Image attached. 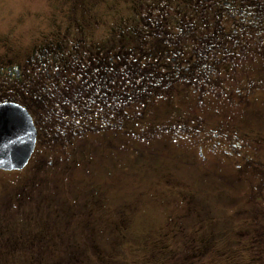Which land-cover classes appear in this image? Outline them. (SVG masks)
I'll return each instance as SVG.
<instances>
[{
    "label": "rangeland",
    "instance_id": "rangeland-1",
    "mask_svg": "<svg viewBox=\"0 0 264 264\" xmlns=\"http://www.w3.org/2000/svg\"><path fill=\"white\" fill-rule=\"evenodd\" d=\"M85 1L93 11H82ZM253 1L259 19L241 14ZM148 15L164 32L144 25ZM100 18L101 29L85 31L94 51L145 39L163 72L177 43L189 69L150 93L144 111L130 105L107 116L115 128L76 136L69 153L63 114L44 115L43 129L34 111L41 134L28 165L0 169V264H264V223H254L251 203L258 175L264 181V0H0V59L22 62L48 40L69 44L78 23ZM78 44L71 51L88 53ZM195 55L216 64L215 87L194 85ZM140 62L151 67L148 56ZM49 67L34 75L51 95L70 75L52 78ZM235 89L249 91L245 100ZM81 115L69 120L84 123ZM245 157L258 161L256 176ZM259 191L264 212V183Z\"/></svg>",
    "mask_w": 264,
    "mask_h": 264
},
{
    "label": "trees",
    "instance_id": "trees-1",
    "mask_svg": "<svg viewBox=\"0 0 264 264\" xmlns=\"http://www.w3.org/2000/svg\"><path fill=\"white\" fill-rule=\"evenodd\" d=\"M252 3L253 4L247 3L245 7H240L241 14L252 15L255 12L254 16L258 17L259 19L260 16L263 15L262 13H257L258 11H261V7L256 1H253ZM144 22L145 25H149V23L147 22L153 23L151 20L148 19H146ZM150 28H153V31L158 30V28L156 29L155 26ZM159 30L161 31L160 27ZM202 40V47H205V45L210 41L205 40V36L202 37ZM205 41L206 44L204 43ZM146 44L147 43H144V40L142 39V41L137 42L134 46L126 45L122 47V45H120L119 47L122 48H119L115 52L101 51L100 61L96 62V65H98L99 68L95 69L98 74L101 73V111H96L94 112V114L92 113V115L94 116L92 121L94 122L87 121L86 123H81L78 119L70 121L69 117L76 116L78 111L75 110V108L71 109V111L65 106V104L63 105V102L66 99L65 94L60 93L63 95V97H61L55 95L57 93H52L51 95H49L48 93H46L49 92L48 90L41 91L39 100H36L35 106L38 109L39 114L42 116L41 120L43 121V129H46L47 124L44 115L50 114L52 117L55 113L57 114V117H59L60 121L62 120V117L60 115L63 114L66 119V123L62 121L61 122L70 128V132L72 135H67L64 141L65 143H63L64 145H66L65 153H69L68 148H71L76 136H82V134L86 132H96L95 130L98 131L102 129L115 128L114 126L117 124V122L110 121L107 117L109 114H118L120 116L123 109H128L129 106L133 104L139 107L137 112L144 111L146 109L145 106L149 101L150 93H154V91H157L160 88H165L170 81L178 79L180 77V72H186L189 69L185 66L186 63H183V70H181L177 61L178 55H182L184 53L180 52V49L184 47L182 46V44L180 46H175L173 44V49L171 52L174 56L173 59L175 60V62L168 71L163 72H159L153 66V64L157 62V60L159 61V58L151 51V49L146 47ZM147 56L150 62L145 64L151 65V67L146 66L142 64V62H140L143 58H146ZM152 59L154 60L152 61ZM190 64L193 65L188 72H190L191 76L194 78V85L196 82H199L200 89L202 87H206L208 89L211 87H215V84H217L218 82L213 79V76L215 75V73L217 75L218 71L217 66L213 60H208L206 58V55H202L196 61L195 55V60ZM180 80H182V78ZM106 90H108V93H106ZM108 94L109 96L106 97V95ZM153 96L154 95H151V97ZM105 97L107 100L111 99L112 103H115V106L111 107L112 105L108 104L107 100L104 99ZM51 102L53 103V105H51ZM55 102H58L60 105H55ZM68 111L70 113H68ZM87 111H85V116L87 115ZM72 112H75V115H73ZM99 120L101 121V124L98 123ZM119 121L122 122V117H120ZM180 125L185 127L188 126L185 121H183ZM142 130L143 133L141 135H145L146 129ZM189 132L195 133V131L191 130H189ZM142 138L146 137L143 136ZM55 140H59L60 142L62 141L61 138H56ZM51 141L55 142L54 140ZM69 150L70 152H72V149ZM254 174L257 175L258 170L255 171ZM260 181L256 182V184L254 183L255 188L253 189V193L255 192V194L253 195V199L251 201V203L255 205L252 208L253 211L259 210L258 212L254 213V223L258 225L264 223V212H262L263 207L261 206V203L263 201L260 198L259 191L262 185V181ZM18 205L20 204L18 203L16 206ZM258 229H260V227H257V230ZM9 244L10 243L5 242L4 246H8Z\"/></svg>",
    "mask_w": 264,
    "mask_h": 264
},
{
    "label": "flooded vegetation",
    "instance_id": "flooded-vegetation-1",
    "mask_svg": "<svg viewBox=\"0 0 264 264\" xmlns=\"http://www.w3.org/2000/svg\"><path fill=\"white\" fill-rule=\"evenodd\" d=\"M81 7H82V11H86V10L93 11L94 9L90 6H87L86 1L83 3V6ZM152 10L153 9L150 10L146 9L145 12L151 11L149 12V14L153 15L154 13ZM155 14H157L156 11ZM91 17L94 18L93 15H91ZM146 18L148 20L151 19L149 18V16H147ZM95 20H96L95 24L91 22L93 21L91 19L86 22L82 21L81 25H79L80 23H78V25L75 26L76 28H74V30L76 31L75 35L69 34V44H72L74 47H76L78 51H80V47L78 46H81V44L78 43H84V48H86L87 49L86 52H88L85 53L84 55L82 53H75L74 51H71V47L69 46V44L65 43L64 41L56 42L53 40H48L47 43L38 47V49H36L29 56L24 57L22 62H14L10 58V56L2 57L0 59V103L16 102L26 107L29 110L38 130L36 145H38L39 143V138L41 133L38 127L36 116H34L33 114L34 111L35 112L37 111L35 102L36 100L37 101L39 100L41 94L40 91L47 90V89H42L40 87L41 85L39 84L41 83L39 82L40 80L39 78H41L43 74L41 73L38 76L34 75V73L37 72L36 68L45 67L46 65H49L50 66L49 68H44V73H46L48 76H52V78L53 77L55 78L54 76L55 74L57 75L62 74L63 76L68 74L70 75V84L64 85L63 87L65 88L60 89V92H58L57 96L63 97V95L60 93H64L66 99L63 102V105L67 102L70 104L71 109L75 108V110L81 112L82 113L81 116H83L82 119L84 120V123H86L87 121L94 122L91 120H87L85 116L86 114L85 111L91 109V107L94 108L93 109L95 110L94 112L101 111V73L98 74L95 70L99 68L98 65H96V62L100 61L101 50L98 49V51H94L95 48L93 46L90 48L89 43L87 41L88 38L85 37L86 30L93 31L96 28L101 29V18ZM147 23H149L148 26L150 27L155 26L151 22H147ZM156 24L158 23L156 22ZM157 28L159 30L158 26ZM160 28H161L160 32H164L163 30H165V27L163 24L160 26ZM134 30L138 31L139 29L134 28ZM208 30L210 31V29ZM77 32H79L80 34H77ZM180 32H176V37L180 36L179 34ZM64 36L65 34L63 35V38ZM143 40L144 43H147V40L145 39ZM116 41L118 44L122 43V47L128 45L127 43H124L122 39ZM139 41H142V39L140 40L138 39V42ZM174 45L180 46L177 43ZM64 51L66 52L65 57L59 56V54L62 55L65 54ZM180 52H185V51L182 48L180 49ZM182 58H183L182 55H178L177 57L178 59L177 61L181 69H183V63L181 61ZM185 61L187 60L184 58V62ZM51 68H53V71L51 70ZM29 87L31 88L30 89L31 93L30 91L28 92ZM59 87H62V85L59 84ZM161 90L163 91L164 88H162ZM235 91H237L239 95H243L244 100H245V95L249 92L248 90H246L245 93H243L241 92V89L239 90L235 89ZM159 92L160 91H157L156 94H158ZM230 93L233 94L232 91H230ZM104 99L107 100L106 97ZM107 102L108 104L112 105L111 107L115 106V103L113 104L111 99H108ZM54 104L58 106L60 105L58 102H55ZM237 104L240 105V101L234 103V105ZM51 105H53L52 102ZM98 123L101 124V121L99 120ZM226 134L228 135V133ZM216 135L219 134L216 133ZM239 144L240 146H243L241 142H239ZM36 149L37 146L35 148V151ZM200 155L202 156L204 155L203 149L201 147H200ZM245 159L250 163L251 167L253 168L252 173L254 174V172L260 168V165H258V161H254L248 157H245ZM236 167L239 168L240 166L236 165ZM254 176H256V174H254ZM257 178H260L262 183H264L262 176L258 175Z\"/></svg>",
    "mask_w": 264,
    "mask_h": 264
},
{
    "label": "water",
    "instance_id": "water-1",
    "mask_svg": "<svg viewBox=\"0 0 264 264\" xmlns=\"http://www.w3.org/2000/svg\"><path fill=\"white\" fill-rule=\"evenodd\" d=\"M38 130L29 110L16 102L0 103V169L25 168L36 148Z\"/></svg>",
    "mask_w": 264,
    "mask_h": 264
}]
</instances>
